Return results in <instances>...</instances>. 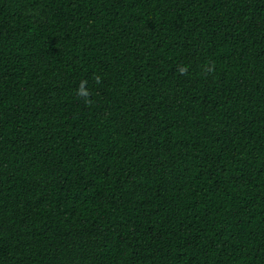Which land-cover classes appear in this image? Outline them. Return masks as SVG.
Segmentation results:
<instances>
[{
    "label": "trees",
    "instance_id": "1",
    "mask_svg": "<svg viewBox=\"0 0 264 264\" xmlns=\"http://www.w3.org/2000/svg\"><path fill=\"white\" fill-rule=\"evenodd\" d=\"M0 264H264V0H0Z\"/></svg>",
    "mask_w": 264,
    "mask_h": 264
},
{
    "label": "clouds",
    "instance_id": "2",
    "mask_svg": "<svg viewBox=\"0 0 264 264\" xmlns=\"http://www.w3.org/2000/svg\"><path fill=\"white\" fill-rule=\"evenodd\" d=\"M97 82H99V80H98ZM78 95L87 96L88 93L85 92V91L83 90V88H81V89L79 90V92H78Z\"/></svg>",
    "mask_w": 264,
    "mask_h": 264
}]
</instances>
